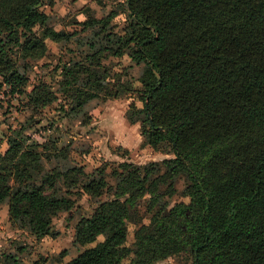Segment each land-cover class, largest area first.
Instances as JSON below:
<instances>
[{
  "label": "trees",
  "instance_id": "16d2710c",
  "mask_svg": "<svg viewBox=\"0 0 264 264\" xmlns=\"http://www.w3.org/2000/svg\"><path fill=\"white\" fill-rule=\"evenodd\" d=\"M46 3L0 0V89L25 94L31 110L0 152V204L11 226L56 236L53 218L74 207L69 188L81 183L80 195L110 197L79 220L74 243L85 248L62 264H161L181 253L191 264H264V0H125L82 22L90 34L75 37L78 51L54 68L56 86L40 80L26 93L19 59H40L49 41L76 36L52 25ZM125 55L143 64L135 79L114 60ZM129 94L127 119L141 122L147 144L167 141L175 156L123 162L113 187L102 170L72 163L67 145L26 132L55 101L62 117L89 124L87 103ZM53 158L58 165L47 169ZM180 178L187 200L170 204ZM16 255L7 259L17 264Z\"/></svg>",
  "mask_w": 264,
  "mask_h": 264
},
{
  "label": "rangeland",
  "instance_id": "374dc122",
  "mask_svg": "<svg viewBox=\"0 0 264 264\" xmlns=\"http://www.w3.org/2000/svg\"><path fill=\"white\" fill-rule=\"evenodd\" d=\"M124 1L47 0L42 10L51 16L52 25L58 30L75 32L76 36L68 43L49 41L50 48L40 59H19L28 76L26 93L40 80L52 82L56 86L58 76L54 68L59 61L68 60L78 51L79 45L75 37L84 38L90 34L89 30H82V22L89 16L101 18ZM124 17V14H120L114 21L122 25ZM114 60L128 67L130 79H135L143 71V64L137 65L128 55ZM8 90L9 87L5 84L0 89V152L7 149L8 135L12 134V130L23 124L27 125L26 119L31 114L25 94L16 97L6 96ZM131 95L107 100L94 99L87 103L83 113L91 117L89 124L81 123V120L86 121V118L81 116L70 119L62 117L61 101H55L34 114L35 119H38L37 123L30 126L26 132L30 141L48 142L51 137L57 140L58 148L67 145L72 163L81 165L89 174L102 170L106 181L113 187L116 184L113 171L119 169L121 163L130 162L137 165L162 163L165 159L175 156L172 145L167 141L156 146L147 144L141 122L131 123L127 119L126 111L135 100ZM138 105L141 106V102L138 101ZM44 164L49 169L58 165V162L53 158L52 161L44 160ZM176 183V194L168 198L170 204L187 200L184 196L185 179H177ZM80 184L69 188L70 197L75 199L74 207L69 211L60 212L53 218L52 227L56 236L37 239L29 231L14 228L9 222L8 205L0 204V264H16L12 257L10 260L7 259L11 254H17V264H62L84 250L85 247L74 243L77 224L82 217L91 216L99 203L110 197V193L105 192L100 197H91L87 193L80 195L76 192L78 187H81ZM62 192H66V187ZM133 231L134 225L130 224V245L133 242ZM161 264H191V260L188 253H181L170 256Z\"/></svg>",
  "mask_w": 264,
  "mask_h": 264
},
{
  "label": "crops",
  "instance_id": "0c3cea01",
  "mask_svg": "<svg viewBox=\"0 0 264 264\" xmlns=\"http://www.w3.org/2000/svg\"><path fill=\"white\" fill-rule=\"evenodd\" d=\"M7 212H8V207H7ZM9 222H10V221H9ZM10 224H11V223H10ZM9 237H10V236H9ZM9 237H8V238H9Z\"/></svg>",
  "mask_w": 264,
  "mask_h": 264
}]
</instances>
